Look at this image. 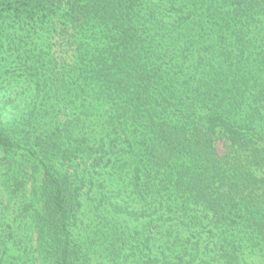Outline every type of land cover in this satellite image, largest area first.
I'll return each mask as SVG.
<instances>
[{"label": "trees", "instance_id": "16d2710c", "mask_svg": "<svg viewBox=\"0 0 264 264\" xmlns=\"http://www.w3.org/2000/svg\"><path fill=\"white\" fill-rule=\"evenodd\" d=\"M0 264H264V0H0Z\"/></svg>", "mask_w": 264, "mask_h": 264}, {"label": "rangeland", "instance_id": "374dc122", "mask_svg": "<svg viewBox=\"0 0 264 264\" xmlns=\"http://www.w3.org/2000/svg\"><path fill=\"white\" fill-rule=\"evenodd\" d=\"M87 233L86 232H84L83 234H82V237L84 238V236L86 235Z\"/></svg>", "mask_w": 264, "mask_h": 264}]
</instances>
